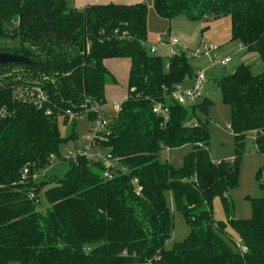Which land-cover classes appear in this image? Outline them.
<instances>
[{"label": "trees", "instance_id": "16d2710c", "mask_svg": "<svg viewBox=\"0 0 264 264\" xmlns=\"http://www.w3.org/2000/svg\"><path fill=\"white\" fill-rule=\"evenodd\" d=\"M154 6L169 21L229 15L233 40L258 52L264 65V0H154ZM147 38L145 2L92 3L79 10L69 0H0V50L33 62L0 66V108L12 113L0 120V264H264V196L250 198L251 218L216 221L213 215L216 197L227 213L232 209L228 193L239 184L249 137L264 155V69L255 73L241 62L218 80L222 100L231 106L236 160L216 161L201 119L211 100L186 106L171 96L177 83L195 76L187 50L180 41L177 53L165 59L149 53ZM109 58L130 61L126 97L103 140L114 158L111 170L82 156L65 159L61 144L75 133L64 138L59 128V117L77 121L67 110L106 102L107 85L117 82L105 64ZM33 88L47 93L45 109L20 99V90ZM157 102L169 107L165 125L153 111ZM183 146L191 150L180 168L160 157L163 148ZM55 156L68 164L62 175L22 181L25 168L42 171ZM263 174L264 166L259 181ZM45 187L50 207L41 210ZM31 192L38 197L30 198ZM170 194L191 230L168 249ZM227 225L247 250L233 248Z\"/></svg>", "mask_w": 264, "mask_h": 264}, {"label": "rangeland", "instance_id": "374dc122", "mask_svg": "<svg viewBox=\"0 0 264 264\" xmlns=\"http://www.w3.org/2000/svg\"><path fill=\"white\" fill-rule=\"evenodd\" d=\"M148 5V38L144 41V46L150 54L159 55L168 59L170 56L169 47L165 44H159L160 41H166L176 37L181 42L184 38L187 42L183 44L182 49L187 50L189 61L194 70L207 69V79L204 84V97H208L211 103L206 114L201 113V119L208 123L211 139L209 149L211 157L216 160H228L235 162V138L231 129V106L222 100V94L218 80L229 73H232L241 62H247L251 65L253 72H262L264 65L258 52H247L240 42L232 38L231 17L223 16L210 21H191L185 16H178L170 23V21L161 15L155 9L154 0H143ZM87 4V0H69L71 7L83 10ZM217 47L214 58L222 61L230 56L232 61L227 64L212 65V59L204 54H200L204 44ZM157 44V50L153 51L151 47ZM187 47H184V46ZM178 50H180L178 48ZM242 51V52H241ZM121 65L117 71V82L109 83L106 89V102L101 106L102 111L108 118H112L116 114L115 103L121 102L123 99L114 95L124 96L128 89V64L126 58L119 59ZM189 80L185 81V85ZM203 97V98H204ZM202 98V99H203ZM199 99L198 102H201ZM193 121V120H192ZM65 122L63 117H59V128L62 137L69 138L75 133V137L63 141L60 147L61 154L65 156L69 152H74L84 144V138L89 134V130L93 125V121L85 113L81 118ZM246 151L240 162L239 184L236 188L229 191L228 195L233 203L230 213H227L223 201L220 197H216L213 202V215L216 221H228V218H251L253 215V206L250 198L264 196V174L261 182L257 179L258 170L264 166V155L257 151L255 141L249 137L246 143ZM191 150L190 146L172 148L167 152L164 148L160 152L163 160H168L177 168L184 165L185 155ZM105 152V151H104ZM55 158L51 165L46 168L49 174L59 173L62 175L67 169L68 164L59 162ZM48 176V175H47ZM262 183V184H261ZM49 187V186H47ZM43 188L40 192L41 210L50 207L48 199ZM171 207L174 225L170 239L166 242V247L171 249L178 242L185 240L190 234V226L181 210L177 208L172 195L168 197ZM226 237L233 248H237V244L241 239L237 232L230 226L226 227Z\"/></svg>", "mask_w": 264, "mask_h": 264}, {"label": "built area", "instance_id": "2783aa9c", "mask_svg": "<svg viewBox=\"0 0 264 264\" xmlns=\"http://www.w3.org/2000/svg\"><path fill=\"white\" fill-rule=\"evenodd\" d=\"M159 44H165L169 47L170 55H175L177 53L176 46L180 44V40L176 37L170 38L166 41H160ZM151 49L153 51L157 50V44H154ZM217 47L209 46L207 43L204 44L203 49L200 51V54H204L212 59V65L215 66L217 64H227L231 61V57L228 56L222 61H217L214 56L216 55ZM208 70L207 69H199L196 71L195 76L193 77V81L190 85H185L183 82L177 83L174 86L172 91V98L176 102L182 105H193L198 103L199 99L204 97V84L207 79ZM19 97L21 100L30 101L35 104L40 109H45L46 104L48 103V95L47 93L41 88H33V89H25L20 90ZM124 100V99H123ZM122 100V101H123ZM121 101V102H122ZM121 102L115 103V110L116 113L120 110ZM100 102H92L88 105V107L81 112H75L72 110H67L65 115L69 117L70 120L79 119L85 113L88 115L90 113H95L96 117L92 120L93 125L89 130V134L84 138V144L76 149L74 152L67 153L64 157L65 159H74L77 160L78 156L86 157L87 159L96 161V162H103V164L110 168L111 170L114 166V158L112 154L109 153L108 148L103 146V140L108 132V127L110 125L111 119L106 116V114L102 111ZM47 113H51V110L47 108ZM153 111L161 116L162 124L165 125L170 119V110L169 107L161 102H157L154 107ZM12 113L7 107L0 108V120L10 116ZM197 125V123H194ZM172 148L166 147L165 150L170 152ZM105 151V152H104ZM56 158V156H55ZM105 175L110 177V171H106ZM46 176V169L42 171H34L31 174L30 168H25L22 174V181H26L28 178L32 177L34 181L38 182L43 177ZM264 183V182H263ZM141 190V188H138ZM38 197L34 192L30 193V198L34 199ZM238 247L241 250H247V246L244 243L240 242Z\"/></svg>", "mask_w": 264, "mask_h": 264}, {"label": "crops", "instance_id": "0c3cea01", "mask_svg": "<svg viewBox=\"0 0 264 264\" xmlns=\"http://www.w3.org/2000/svg\"><path fill=\"white\" fill-rule=\"evenodd\" d=\"M125 3V4H133V3H137V2H144L143 0H87V4H92V3H99V4H108V3ZM86 4V5H87ZM174 19H172L170 21V23L173 21ZM183 42H181L180 44V49L181 47H183V44L184 42L186 43L187 42V39L184 38L182 40ZM184 47H187L186 45ZM242 52V51H241ZM119 59L123 60V58H109V59H106L105 60V64L106 66L114 73V75L116 76L117 78V71L119 69V66L121 65L120 61H118ZM127 59V58H126ZM129 61V59H127ZM232 61V59H231ZM230 61V62H231ZM247 64V62H244ZM249 64V63H248ZM128 67L130 68V61H129V64H128ZM129 68L127 71H129ZM236 69V68H235ZM264 69V68H263ZM189 80L188 84L190 85L193 81V77H189V78H186L185 81ZM185 81L183 82L185 84ZM115 97L112 98V99H116L117 96H119V98H122L124 99L126 97V94H124V96H120V95H114ZM205 98V97H204ZM149 264V263H148Z\"/></svg>", "mask_w": 264, "mask_h": 264}, {"label": "water", "instance_id": "95a60500", "mask_svg": "<svg viewBox=\"0 0 264 264\" xmlns=\"http://www.w3.org/2000/svg\"><path fill=\"white\" fill-rule=\"evenodd\" d=\"M32 64L33 62L25 56L7 53L0 50V66L10 65V64Z\"/></svg>", "mask_w": 264, "mask_h": 264}]
</instances>
